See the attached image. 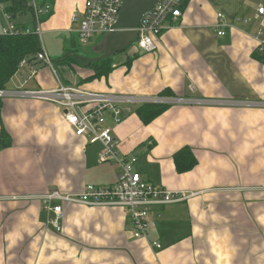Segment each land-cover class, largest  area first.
<instances>
[{
	"label": "crops",
	"instance_id": "obj_1",
	"mask_svg": "<svg viewBox=\"0 0 264 264\" xmlns=\"http://www.w3.org/2000/svg\"><path fill=\"white\" fill-rule=\"evenodd\" d=\"M49 1L52 11L42 31L69 33L71 15H81L84 0ZM259 7L264 0H185L180 17L154 39L153 51L115 56L107 75L84 83L86 90L124 95L158 96L167 89L168 98L194 100L169 104L146 124L136 106L118 124L107 120L119 155L135 157L143 178L197 192L154 207L146 237L135 238L125 209L114 205L63 202L61 228H52L41 195L53 188L75 194L87 184L111 186L120 167L99 161L101 145L75 136L53 102L0 98V135L3 130L9 138L0 147V264H264ZM218 12L228 24L222 35L213 27ZM52 76L36 61L20 67L5 90L67 85ZM30 78L35 83L26 87ZM183 147L191 149L196 164L178 172L173 154Z\"/></svg>",
	"mask_w": 264,
	"mask_h": 264
},
{
	"label": "built area",
	"instance_id": "obj_2",
	"mask_svg": "<svg viewBox=\"0 0 264 264\" xmlns=\"http://www.w3.org/2000/svg\"><path fill=\"white\" fill-rule=\"evenodd\" d=\"M25 4L23 13L7 11L5 4L0 2V34L24 35L33 33L41 39L42 24L52 11L49 0H21ZM184 0H158L146 12L134 29L136 37L134 45L138 52H149L155 49L154 39L160 36L168 22L176 20L181 15V4ZM121 0H84L83 9L71 15L69 31L76 34L82 45L91 43L95 34L104 35L112 30V25L119 13ZM259 15L264 14V7L257 9ZM225 15L216 14L215 27L217 34L225 33L223 27ZM250 18H246L248 22ZM255 51L264 62V32L257 30L255 34ZM36 60L44 65H50V58L42 49L36 55ZM27 65L23 59L20 66ZM35 74L32 70L31 75ZM30 75V76H31ZM24 95L27 97L53 102L62 112L67 125L75 136L85 139L89 144L99 143V161L115 162L120 167L117 181L111 186H96L87 184L82 191L75 194H63L53 188L41 195L43 210L48 214L47 223L55 230H60V219L63 217L62 203H80L87 205H114L125 209L135 238H143L148 234L153 222L149 220L151 208L168 203L187 200L195 195L194 191L169 190L155 186L142 177L135 169L136 158L119 155L112 127L107 123L112 119L118 124L128 114L133 106L143 103H192L190 98H168V96L124 95L86 90L79 86L69 87L62 83L54 89H33L7 91L0 89V98L5 96ZM264 187V180H263ZM155 248L161 245L151 242Z\"/></svg>",
	"mask_w": 264,
	"mask_h": 264
},
{
	"label": "trees",
	"instance_id": "obj_3",
	"mask_svg": "<svg viewBox=\"0 0 264 264\" xmlns=\"http://www.w3.org/2000/svg\"><path fill=\"white\" fill-rule=\"evenodd\" d=\"M0 2L5 4L7 11H12L13 13H23L26 7L21 0H0ZM183 6L184 2L181 4V9ZM41 50L42 48L36 34H0V89H4L6 83L19 70V68L21 67L20 63L23 59H26L27 64H32L38 61L36 60V55ZM75 52V50L66 52L61 58H59L58 62L66 64L70 67L82 66L90 69L92 73L86 76V78L81 79V83L105 76L113 68L111 56L105 57L98 61L87 62L86 60L81 59L79 57L80 55L76 54ZM256 56L258 60L263 62V59L260 56H258L257 54ZM158 95L170 96L171 93L166 89ZM168 106L169 104L165 103L147 102L136 106L135 112L141 122L146 124L160 115ZM8 144V135L2 130L0 135V147L7 146ZM173 161L178 172L188 171L192 169L196 164L195 156L193 155L189 147H183L176 151L173 154Z\"/></svg>",
	"mask_w": 264,
	"mask_h": 264
},
{
	"label": "rangeland",
	"instance_id": "obj_4",
	"mask_svg": "<svg viewBox=\"0 0 264 264\" xmlns=\"http://www.w3.org/2000/svg\"><path fill=\"white\" fill-rule=\"evenodd\" d=\"M45 30V29H44ZM103 35L95 34L91 38V43L88 45H82L77 39L76 34L74 33H65V32H49L44 31L41 35V39L39 40L40 46L42 49H45L48 53V56L50 58V65H44L48 67L50 73L53 75L52 78L58 82L60 80L63 83H66L69 87H76L81 86L84 87V83H81L82 76L79 75V73L83 72V69L85 71L89 72L91 74V70L85 67H78L73 66L70 67L66 64H62L58 62L59 58H61L66 52H70L71 50H75L76 54L83 56V57H95L102 53V46L103 42ZM102 43L100 45H97L98 43ZM134 40L123 50L115 53L112 55V64H113V58L115 56H122L124 54L132 55V52L136 49L134 45ZM94 49L92 47L96 46ZM89 55V56H87ZM84 76V74H82ZM34 76V75H33ZM32 76V77H33ZM86 78V77H85ZM100 78V77H99ZM96 79V78H95ZM92 81V80H91ZM28 82L25 84L26 87H33V84L35 83L34 78L27 79ZM5 89V87H4ZM153 209V208H151ZM150 214V212H149ZM149 217V216H148ZM150 220V219H149Z\"/></svg>",
	"mask_w": 264,
	"mask_h": 264
},
{
	"label": "water",
	"instance_id": "obj_5",
	"mask_svg": "<svg viewBox=\"0 0 264 264\" xmlns=\"http://www.w3.org/2000/svg\"><path fill=\"white\" fill-rule=\"evenodd\" d=\"M157 2L158 0H121L112 30L103 35L102 53L95 57H79L87 62H94L125 49L135 39L137 33L134 29L141 17Z\"/></svg>",
	"mask_w": 264,
	"mask_h": 264
}]
</instances>
